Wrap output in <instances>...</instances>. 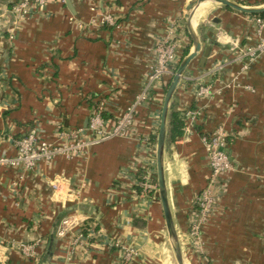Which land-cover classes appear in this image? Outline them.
I'll return each mask as SVG.
<instances>
[{"label": "crops", "instance_id": "obj_1", "mask_svg": "<svg viewBox=\"0 0 264 264\" xmlns=\"http://www.w3.org/2000/svg\"><path fill=\"white\" fill-rule=\"evenodd\" d=\"M189 1L48 0L16 20L12 0H0V154L15 155V140L32 128L52 141L59 129L85 127L94 106L102 107L106 119H118L142 92L155 64L154 47L171 23H179L185 34L180 62L194 50L185 21ZM235 1L264 6V0ZM92 7L114 13L120 27L82 31L78 23L91 20ZM195 10L192 25L202 49L181 77L170 110L183 119L188 109L198 108L201 115L189 133L184 119L181 134L165 145L172 216L187 264H264V54L240 75L238 85L210 97L196 96L207 72L230 55L234 40H257L255 15L214 1ZM238 68L223 74L229 79ZM170 82L137 106L129 136L108 139L84 156H57L30 171L0 168V239L42 243L37 260L7 249L0 264H122L114 248L91 257L72 255L68 236L58 234L65 220L86 228L94 224L105 236L142 250L140 259L125 264H174L169 254L155 251L166 225L160 196H142L135 184L137 166L148 154L144 141L155 143ZM219 126L229 134L235 169L221 177L220 200L203 228L201 251L188 236V213L211 170L201 135ZM56 176L64 179L65 190L80 196L55 198L51 181ZM150 255L154 263L147 261Z\"/></svg>", "mask_w": 264, "mask_h": 264}, {"label": "built area", "instance_id": "obj_2", "mask_svg": "<svg viewBox=\"0 0 264 264\" xmlns=\"http://www.w3.org/2000/svg\"><path fill=\"white\" fill-rule=\"evenodd\" d=\"M48 0H12L11 12L16 20H24L37 8L44 7ZM1 9V6H0ZM95 15L88 22H79L78 27L88 33L91 28L113 26L120 27L118 17L111 12H105L97 7H92ZM255 30L253 34L257 40L241 44L234 40L230 48V55L215 63L207 72V80L196 89L197 97H210L221 94L224 89L231 88L240 75L246 73L258 62L264 54V18L255 15ZM177 22L171 23L166 28V33L160 38L154 47L155 64L147 75L144 87L134 103L129 105L123 114L112 121L103 116L101 106H94L88 120L83 127L62 128L56 131L55 139L50 141L45 138L39 129L32 128L20 138L15 140L17 152L13 156L0 154V168L10 166L27 171L36 169L42 162H51L57 156L66 158L84 156L90 148L108 139L117 136H129L136 118V108L149 100L151 91L156 87L168 84L176 72V65L180 62L179 55L181 44L184 40V32ZM237 65L239 68L229 79L224 76V71ZM229 80V81H228ZM200 109H188L185 112V130L193 131L195 121L200 117ZM228 132L223 126H219L210 133L201 135L202 143L206 149L210 163V173L205 185L195 195L192 207L188 213L190 240L200 247L202 251V231L210 220L220 200L221 177L228 175L235 169V164L228 152ZM147 156L137 166L139 168V180L135 183L140 187L141 195L155 198L159 194L156 167V142L151 139L144 141ZM139 164V163H138ZM64 179L56 176L51 181L54 197L63 200L74 199L80 196L79 191L72 193L70 189H64ZM64 189V190H63ZM66 227L61 229L60 236H68L72 255L78 254L85 257L106 249H116L120 252L121 263L125 264L142 257V250L123 243L121 240L112 239L102 233V229L91 224L87 228L85 224L65 220ZM41 241L35 243L12 242L0 239V261L4 258L7 249H17L25 257L37 260ZM92 255V256H93Z\"/></svg>", "mask_w": 264, "mask_h": 264}, {"label": "water", "instance_id": "obj_3", "mask_svg": "<svg viewBox=\"0 0 264 264\" xmlns=\"http://www.w3.org/2000/svg\"><path fill=\"white\" fill-rule=\"evenodd\" d=\"M68 4H70V0H65ZM205 1H214L218 2L226 7L234 9L236 11H240L247 14H260L264 13V6H246L236 2L235 0H190L188 5L186 6L185 12V21L190 33V36L193 40L194 50L187 55L177 67V70L174 76L171 79V82L165 92L164 101L162 105L161 115H160V123L157 134V143H156V167H157V181H158V190L159 196L163 208L164 218L167 226V230L175 251V256L178 264H187L185 261V257L182 251V247L179 240V235L174 223V219L172 216L169 198H168V189L165 178V142H166V134H167V121L168 114L170 110V105L172 102V98L178 88L181 77L184 75L187 67L191 63V61L196 58L202 49V43L200 38L194 29L191 22V15L193 8ZM210 46L206 48L205 55L202 57L201 63L204 65L206 57L208 55V50Z\"/></svg>", "mask_w": 264, "mask_h": 264}, {"label": "trees", "instance_id": "obj_4", "mask_svg": "<svg viewBox=\"0 0 264 264\" xmlns=\"http://www.w3.org/2000/svg\"><path fill=\"white\" fill-rule=\"evenodd\" d=\"M240 1V0H238ZM260 16H264V13L256 14ZM201 26L199 27L200 37L203 39V35L201 34ZM184 124V119L182 118L179 112H176L171 108L168 114L167 121V134H166V142L165 145L168 146L170 142L175 141L177 136L181 134V127ZM155 142L157 141V136L153 137Z\"/></svg>", "mask_w": 264, "mask_h": 264}, {"label": "rangeland", "instance_id": "obj_5", "mask_svg": "<svg viewBox=\"0 0 264 264\" xmlns=\"http://www.w3.org/2000/svg\"><path fill=\"white\" fill-rule=\"evenodd\" d=\"M156 143H157V141H156ZM163 229H164L162 232L163 238H160L159 243H157L158 246L155 248V251H157L158 255L161 252L165 256H167L169 254L171 256L170 261L174 264H178L176 256H175V251H174V248H173V245H172V242H171L168 230H167V226L165 225V227ZM150 256H146L147 261L150 263H154L156 261V258H154L152 256L150 257Z\"/></svg>", "mask_w": 264, "mask_h": 264}, {"label": "bare ground", "instance_id": "obj_6", "mask_svg": "<svg viewBox=\"0 0 264 264\" xmlns=\"http://www.w3.org/2000/svg\"><path fill=\"white\" fill-rule=\"evenodd\" d=\"M203 3V2H202ZM202 3H200V4H202ZM199 5V4H198ZM199 7V6H198ZM195 13H196V10H195V7L193 8V10H192V15H191V17H192V23L194 24V18H195Z\"/></svg>", "mask_w": 264, "mask_h": 264}]
</instances>
